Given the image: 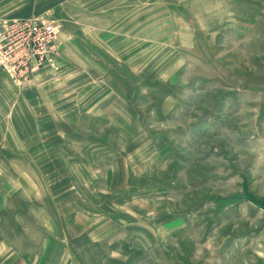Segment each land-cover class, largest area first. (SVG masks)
I'll list each match as a JSON object with an SVG mask.
<instances>
[{"label":"rangeland","instance_id":"1","mask_svg":"<svg viewBox=\"0 0 264 264\" xmlns=\"http://www.w3.org/2000/svg\"><path fill=\"white\" fill-rule=\"evenodd\" d=\"M22 19L56 38L5 72L0 264H264V0H0L2 65Z\"/></svg>","mask_w":264,"mask_h":264},{"label":"built area","instance_id":"2","mask_svg":"<svg viewBox=\"0 0 264 264\" xmlns=\"http://www.w3.org/2000/svg\"><path fill=\"white\" fill-rule=\"evenodd\" d=\"M8 46L3 48V64L15 77H22L48 63L54 50L56 31L47 21L22 19L13 22ZM6 41L0 40L5 46Z\"/></svg>","mask_w":264,"mask_h":264},{"label":"crops","instance_id":"3","mask_svg":"<svg viewBox=\"0 0 264 264\" xmlns=\"http://www.w3.org/2000/svg\"><path fill=\"white\" fill-rule=\"evenodd\" d=\"M1 65L2 64H0V148H4V149H11V148L16 149V148H20V147L26 148L25 144L24 145H20L19 144L21 142V140H20V138L18 137L17 134L21 133V131L19 129L20 122L18 120H6V118H8V119L10 118V117H7V116H10L12 114V112H13V110L11 108V102L13 101V99L14 100L16 99L17 95L19 96V93L17 92V87L18 86H16L15 82L13 83L11 78H9L7 76L6 73H8V71H7L6 67H5V65L4 64L2 65L4 67V68L2 67L3 69L1 68ZM47 65H48V63H46L44 65H41L39 68L29 72L27 75H24L22 77H19V76L15 77L14 75H11V76H13L15 78L14 80L18 82L21 79L25 80L30 75H32L33 78H31V80L32 81L34 80L33 81L34 85H36L37 78L38 77L42 78V76H43L42 73L45 70V68L47 67ZM34 90H35V88H34ZM13 92H15V94L12 96ZM1 94H4V95L1 96ZM41 95L42 94H40V96ZM7 96H9V98L7 100L5 99L6 102H5V100L4 101L1 100V97H5L6 98ZM28 97H32V94H29V95L25 96V99H24L25 102H27L29 100ZM62 100H63V98L61 97L60 101H62ZM24 106H25V110H24L25 111V113H24V118L25 119L23 121V126H24L25 129L27 127L31 126V128L26 129L25 131L30 132V133H33V132L36 133V132H38V130H37L36 126L35 127L32 126V123H33L32 122V116L33 115L36 116L38 110H36V109H34V111L29 110L28 109L29 108V104H27V103H24ZM57 107H58V104H57ZM61 108H62V106H61ZM26 109H28V110H26ZM62 114H63V110H61V112H58V110L56 109L55 117H62ZM13 115H14V119H17L16 117L21 116L20 115V111L15 112ZM28 117L30 119V122L27 120ZM55 130L57 131V129H55ZM51 131H53V130H51ZM9 133L11 134L10 137L8 136ZM12 133H13V135H12ZM4 142L6 144H4ZM13 195H14V193L11 194V197ZM0 201H2V200L0 199ZM0 228H4L2 226L1 222H0ZM1 238H2V240L7 241L8 244H10V240H9L10 237L9 236L1 237ZM45 245H47V244H45ZM12 255H13V257L20 256L16 252H13ZM41 256H43V253L41 254ZM24 258H25V260H26V258H29L31 261H35L34 260L35 257L31 256V254L28 255V254L24 253ZM37 258H38V260L41 259L40 256L37 257ZM13 259L14 258H11V259H8V260L11 261ZM9 261H7V262H9Z\"/></svg>","mask_w":264,"mask_h":264}]
</instances>
